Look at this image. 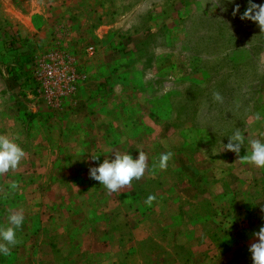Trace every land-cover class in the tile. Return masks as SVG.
<instances>
[{"label": "rangeland", "instance_id": "1", "mask_svg": "<svg viewBox=\"0 0 264 264\" xmlns=\"http://www.w3.org/2000/svg\"><path fill=\"white\" fill-rule=\"evenodd\" d=\"M42 1L46 20L34 22L44 38L33 50L15 31L0 32V134L8 131L27 141L37 130L34 120L24 125L26 103L33 101L47 115L73 112L81 88L88 103L104 96L107 123L93 129L92 117L87 129L72 128L65 134L71 137L63 159L73 162L72 146L81 133L93 157L101 135L108 141L98 142V148H108V158L119 151L135 159L143 151L148 171L116 192L89 172L45 173L40 177L46 183L35 188V172L22 173L32 164L24 157L18 169L0 174V226L12 211L25 217L18 243L0 255V264H51L56 257L59 264H100L121 252L125 262L133 245L141 247L146 264H182L191 256L190 231L199 232L202 248L214 230L227 241L239 240L248 229L259 231L264 169L240 159L244 147L239 156L223 151L237 129L249 139L264 136V32L232 14L235 4L243 13L248 0ZM25 2L12 0L16 8ZM95 29L99 34L93 37ZM168 152V165L160 169V155ZM92 157L86 168L104 160ZM23 176L27 189L20 188ZM67 180L81 187L47 185ZM149 195L155 196L151 206L145 203ZM119 230L122 238L115 235ZM66 240L75 248L81 242L100 245L102 252L89 251L88 245L64 250ZM49 245L53 253L43 252ZM115 246L123 250L115 252Z\"/></svg>", "mask_w": 264, "mask_h": 264}, {"label": "crops", "instance_id": "2", "mask_svg": "<svg viewBox=\"0 0 264 264\" xmlns=\"http://www.w3.org/2000/svg\"><path fill=\"white\" fill-rule=\"evenodd\" d=\"M1 1L2 4L0 5V32L5 34L6 31H8L7 33H12L13 31H15V33H17L21 37V39L29 41L30 48L28 49L33 50L35 46L34 44H36L37 41L39 42L43 40L44 38L43 32L41 33L43 28L41 26L39 27L38 24L36 25L34 20L40 17L43 18L44 21L46 20L44 17H46L45 14L47 12V4H44L42 0H26L22 8H16L12 4V0ZM97 30H100V28ZM97 30L95 29L91 31L93 33V37H96L99 34ZM45 41L48 42L46 36ZM36 53L40 55L44 52H40V50H38ZM72 62L75 65L74 59H72ZM79 62L82 63L81 60H79ZM13 89V93H17L18 88L13 87ZM79 93L80 94L77 97L78 99H76L79 103L77 109L73 112L70 111L68 113H66L67 111H63L65 113L47 115L46 113L38 110L33 104V101H31V103H28V106L26 103L24 107V109L26 108L27 113L25 116V120H29V123L24 122V125L30 126V121L34 120L32 124L33 129L36 128L37 130L36 132H29L30 136L28 133L27 141H25V137L23 135L17 137L15 135L12 136V133H8V131L2 132L3 134H7L10 138H14L15 141L19 143L24 149L25 157L28 159H32V164H29L27 166V169H25L22 173L35 172L37 176V181L33 182L35 183V188L41 187L42 185H44V182L46 183V181L43 180L42 177H40L45 173L51 174L53 172L66 171L83 174L85 172H89V168H86V166L88 163L92 165V162L89 159L92 157V153L89 156L90 152L84 148L86 139L81 136L82 133L79 135L81 140L77 138V144L73 145V149L71 150V152H73V162H70V160L65 161L62 156V150L65 148L64 143L66 142L68 136L65 134H68L72 128L80 129L82 128V126H85V128L87 129L86 122L92 117H94L91 119L93 129L94 127H96L94 125H97L98 127L101 126L102 123H107V120L104 119L105 117L103 113H105V110L107 111L110 106L107 102L102 100L104 96H102L100 93L98 95H95L98 96L95 101H91L89 103L87 101L90 99L89 97L81 96L83 93L81 91V88L79 90ZM32 105L33 108L30 110V107ZM27 130L30 131V128H27ZM47 130L49 131L47 132ZM54 133H57L58 136H52ZM99 136L101 137V135H97V137ZM100 137L96 142L97 145L95 146V149H93V152L95 153L94 156H98L99 158L101 157V159H106L109 157L107 153L108 148L101 147L99 149L98 142L108 141V138ZM75 138H73V140H75ZM69 140L71 141V138H69ZM82 141H84L83 144ZM26 142L30 143L29 147H26ZM78 142L80 144H78ZM26 179L27 177L23 176V181L19 182L20 188H28ZM47 185H51L52 187L56 188L60 185H62L63 188L81 187V185H78L77 183L73 184L72 180H67L65 182H62L61 184L57 181H52L49 183L47 182ZM254 232H258V230L254 231L248 229L241 235V238L239 240L227 241L226 239H223L225 238L223 234H221L219 231L214 230L206 235L209 246H207L206 248H202L201 244L198 242L199 232L190 231L188 237L191 240L188 242L189 244H187L186 248H188L189 245L190 249H192L191 256L187 257L186 260H183L182 264H253L252 256L249 252V247L252 243L257 242L256 238H254L253 236ZM115 235L122 238L123 233L121 230H119ZM64 236L68 238L70 237V234L66 233ZM219 237L220 240L215 239ZM183 239L185 240L186 238ZM81 243L83 244V242ZM82 244L78 245L79 248H75V245H71L66 240L63 247L65 248L64 250L77 249L78 251L79 249V251H82L87 250V247L84 245H88L89 251L100 253L102 252L100 245L93 246L92 244H88L86 242L85 244ZM122 248V246L120 248L118 246H115L114 251L118 252L119 249L123 250ZM42 250L43 252L53 253L54 247L50 245L43 246ZM121 254L122 252L111 259H105L104 257V260H102L100 264H146L145 255L143 254V251L141 250V247L139 245L132 246V250L130 252L128 260H126L125 262L123 261L124 258ZM48 261L49 260H46L45 263L42 262L41 264H49L50 261ZM52 261L53 262L51 264H59V260L57 257L55 258V260L53 258Z\"/></svg>", "mask_w": 264, "mask_h": 264}, {"label": "clouds", "instance_id": "3", "mask_svg": "<svg viewBox=\"0 0 264 264\" xmlns=\"http://www.w3.org/2000/svg\"><path fill=\"white\" fill-rule=\"evenodd\" d=\"M229 3L235 4V0H228ZM216 7L218 4H216ZM226 10V9H223ZM233 16L240 14L241 20H251L258 24L261 32H264V3L257 4L253 0H248V7L243 13H240V5L235 4L232 11ZM216 101L222 102L219 93L213 94ZM256 119L260 120L259 113ZM228 143H223V151L228 150L240 155L241 148L246 149V154L240 159L257 168L264 169V136L259 139H249L248 135L240 129L235 130L228 136ZM137 158H133L131 154L116 151L111 158H106L98 166L89 169L91 179L98 181L109 192H116L121 188L130 186L132 182L139 181L144 177L147 168V157L143 151H138ZM172 156L171 152L160 155L158 167L165 169L168 161ZM25 157V151L14 138H10L7 134H0V174H6L10 170L18 169L21 161ZM93 160L98 156H93ZM16 184H12L11 188L15 189ZM155 200V196L149 195L145 201L151 206ZM25 217L22 211H12L7 216V222L0 226V255H8L10 248L18 243L17 231L22 227ZM257 242L249 247L253 264H264V226H261L258 232L253 233Z\"/></svg>", "mask_w": 264, "mask_h": 264}]
</instances>
